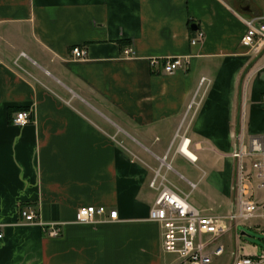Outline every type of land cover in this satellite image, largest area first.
I'll return each mask as SVG.
<instances>
[{"label": "crops", "instance_id": "1", "mask_svg": "<svg viewBox=\"0 0 264 264\" xmlns=\"http://www.w3.org/2000/svg\"><path fill=\"white\" fill-rule=\"evenodd\" d=\"M262 9L263 0H0V264H175L149 221V182L166 156L169 184H201L210 210L231 209L237 140L264 136L263 64L240 44V17ZM76 47L85 59H73ZM173 57L186 68L149 64ZM20 111L31 116L23 128L12 124ZM181 136L194 162L177 151ZM180 159L201 162V178L174 168L186 172ZM26 206L62 224L60 236L24 225ZM89 206L117 220L75 224Z\"/></svg>", "mask_w": 264, "mask_h": 264}, {"label": "built area", "instance_id": "2", "mask_svg": "<svg viewBox=\"0 0 264 264\" xmlns=\"http://www.w3.org/2000/svg\"><path fill=\"white\" fill-rule=\"evenodd\" d=\"M240 20L245 25L240 44L247 48L255 58L264 59V15L240 17ZM202 38L203 34L196 32V36L190 39V44L196 45ZM71 53L75 60H83L87 54L85 49L78 47L73 48ZM123 53L129 56L132 51L128 49ZM20 55L24 56V54ZM187 59L173 57L159 60L153 58L149 64L154 69L161 62L162 72L172 74L186 68ZM204 81L205 79L199 81V87ZM198 92L199 88L188 105L187 112L192 108H198L200 103L196 102ZM261 103L264 104V95L261 97ZM30 123L31 116L26 111L17 112L12 119L14 126L22 128ZM188 145L189 140L181 136L177 151L185 156L182 150L183 148L188 150ZM232 158L236 161L237 168L235 182L231 189L234 193V204L230 211L223 215L202 214L187 201L189 195L168 183L165 175L160 173L163 168L165 171L170 170V165L166 163V156L162 158L159 168L154 172L149 187L157 192V197L149 211V221L159 226L162 233V250L175 257V264H208L211 258H219L225 254V244L220 240L231 231L235 232L236 226L249 221L264 220V136L252 138L248 147L244 145L242 138L238 139ZM246 158L254 161L251 168L255 175V185L250 175H245L246 169L243 161ZM188 159L194 162L195 157ZM195 187V184L189 183L190 192ZM105 209L94 206L79 208L74 223L90 225L117 220L115 211H110L106 215ZM18 212L24 225L39 226L50 238L60 236L62 224L39 221L38 213L33 207H22ZM230 264H264V253L260 257H232Z\"/></svg>", "mask_w": 264, "mask_h": 264}, {"label": "rangeland", "instance_id": "3", "mask_svg": "<svg viewBox=\"0 0 264 264\" xmlns=\"http://www.w3.org/2000/svg\"><path fill=\"white\" fill-rule=\"evenodd\" d=\"M263 14L264 10L262 9ZM260 59V63L263 64L264 59L263 58H258ZM244 145L247 147L249 146V139L245 138L243 140ZM181 160V159H180ZM182 161V160H181ZM253 159L251 158H246L244 159L243 163L246 169L245 175H250L251 181H253V185H255L254 182V173L252 171L251 165H252ZM182 164H185L186 166V172H184V169H179L177 166L172 164V166L176 169H178L179 172H181L183 175L186 177L190 178V175L194 177V179L201 178V173L199 168L204 169L202 166L201 162L196 163L194 167H190L188 164L184 163L182 161ZM158 166V165H157ZM156 166V167H157ZM221 166V164H220ZM205 170V169H204ZM237 168L235 169V174H234V180L233 183L235 182V177H236V172ZM165 169H161V174L164 175ZM168 180L174 181V183L177 184V187H179L181 190L185 191L183 192L184 194L189 195L187 201L194 206L195 208L199 210H204L205 214L208 215H223L227 214L229 211H225L224 209H217V210H210L209 205V200L202 198L201 197V191H202V185L200 184L199 187L195 190L190 192V188L185 186L183 183H180L176 181L175 179L171 178L170 176H167ZM193 181H196V179ZM233 191V190H232ZM263 196V194H260ZM259 196V195H258ZM234 204V193L232 194V203L231 205L233 206ZM243 233V234H242ZM221 243L225 244V254L222 257L219 258H211L210 262L208 264H230L232 257H242V256H248V257H260L262 253H264V220H256V221H249L244 224L238 225L235 228V232H230L226 236H224L221 240ZM172 256L168 258L170 261H172Z\"/></svg>", "mask_w": 264, "mask_h": 264}, {"label": "bare ground", "instance_id": "4", "mask_svg": "<svg viewBox=\"0 0 264 264\" xmlns=\"http://www.w3.org/2000/svg\"><path fill=\"white\" fill-rule=\"evenodd\" d=\"M182 152L187 157V159L188 158L193 159V155L188 150H186L185 148H183Z\"/></svg>", "mask_w": 264, "mask_h": 264}, {"label": "water", "instance_id": "5", "mask_svg": "<svg viewBox=\"0 0 264 264\" xmlns=\"http://www.w3.org/2000/svg\"><path fill=\"white\" fill-rule=\"evenodd\" d=\"M196 28H194V30H195ZM243 234V233H242Z\"/></svg>", "mask_w": 264, "mask_h": 264}]
</instances>
